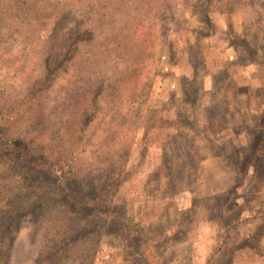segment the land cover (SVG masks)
Instances as JSON below:
<instances>
[{
  "label": "rangeland",
  "instance_id": "1",
  "mask_svg": "<svg viewBox=\"0 0 264 264\" xmlns=\"http://www.w3.org/2000/svg\"><path fill=\"white\" fill-rule=\"evenodd\" d=\"M0 120V264H264V0H0Z\"/></svg>",
  "mask_w": 264,
  "mask_h": 264
},
{
  "label": "trees",
  "instance_id": "2",
  "mask_svg": "<svg viewBox=\"0 0 264 264\" xmlns=\"http://www.w3.org/2000/svg\"><path fill=\"white\" fill-rule=\"evenodd\" d=\"M69 47H68V51H67V54L69 55V56H72L73 55V52H75V50H76V46L74 45V44H71V45H68ZM132 75H134V72L132 73ZM1 121V120H0ZM0 124H2V123H0ZM2 125H0V139L2 138V139H5V138H7V132H8V129H7V126L6 125H4V127H1ZM76 126V125H75ZM75 126L74 127H72V129H71V132H72V134H78V131H76L75 129L77 128H75ZM262 127H264V124L262 125ZM259 130H261V129H259ZM264 130V129H263ZM259 132V131H258ZM263 132V134H264V131H262ZM71 139H72V145H75V142L79 139V136L78 135H76V136H71ZM14 143V142H13ZM0 144H1V147L3 146V144H2V140H0ZM21 145H18V147H16L17 149L20 147ZM259 146H257V150H255L254 151V154L255 155H258V151L259 150H261V148L259 149L258 148ZM18 150H20V149H18ZM19 152V151H18ZM17 152V153H18ZM74 153L72 152V151H70L69 153H68V155L66 156V158H68V159H71L67 164H70V166H68V174H70V175H68L69 177H68V179H69V181H71V180H73V179H76V176L77 175H75L74 174V172H75V169H76V166H75V160L76 159H73V158H71L72 157V155H73ZM57 153H55V152H53V158H57ZM21 157V156H20ZM23 157V156H22ZM54 163H55V161H54ZM53 163V164H54ZM261 170H256L255 172H260ZM262 178L264 179V170H263V176H262ZM31 182V181H30ZM32 182H34V181H32ZM65 186H64V184H63V188H62V190H64L65 191ZM67 189V188H66Z\"/></svg>",
  "mask_w": 264,
  "mask_h": 264
}]
</instances>
